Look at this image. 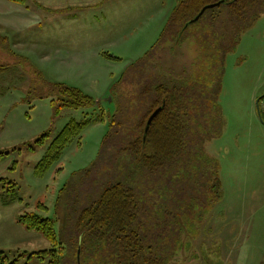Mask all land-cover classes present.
Returning <instances> with one entry per match:
<instances>
[{"label":"rangeland","instance_id":"obj_1","mask_svg":"<svg viewBox=\"0 0 264 264\" xmlns=\"http://www.w3.org/2000/svg\"><path fill=\"white\" fill-rule=\"evenodd\" d=\"M176 1L145 0L142 6L143 0H95L89 6V0H83L81 7L75 6L71 12L76 14V23L66 20L63 35L54 39L53 46L58 49L43 57L39 49L29 48L26 59L19 46L15 47L18 52L0 60L7 67L0 75V85L5 87L0 118H12L11 124L17 125H11L2 136L8 143L0 145L3 151L14 149L10 156L16 166L0 177L16 182L19 199L0 197L3 204H10L6 207L8 217L30 211L50 217L67 264H72L71 244L82 210L95 202L110 179L113 150L101 152V147L110 133L109 118L117 113L113 98L130 89L124 85L127 82L118 81L157 44ZM203 30L197 20L186 26L187 35L181 42L171 40L175 32L163 40L154 53L159 56L153 69L157 77H178L192 68L198 56L196 36ZM36 40L39 47L48 41ZM223 64L215 94L221 129L212 137L203 133L198 147L199 153L216 160L219 197L203 215L198 232L180 236L183 245L173 264H264V97L259 103L261 119L255 106L264 93V14L241 33ZM58 82L88 93L98 102L96 107L57 112L51 100L56 98ZM101 113L102 120L71 139L58 162L43 174L34 173L37 161L70 119L80 121ZM41 137L42 143L35 142ZM207 168L213 177L214 167ZM40 203L45 208L39 207ZM33 243L30 250L51 248L43 237ZM29 253L21 251L10 261L47 264V256L29 259Z\"/></svg>","mask_w":264,"mask_h":264},{"label":"trees","instance_id":"obj_2","mask_svg":"<svg viewBox=\"0 0 264 264\" xmlns=\"http://www.w3.org/2000/svg\"><path fill=\"white\" fill-rule=\"evenodd\" d=\"M10 1L26 4V0ZM215 2L219 4L206 8L197 19L204 30L196 36L198 56L192 68L178 77H157L153 69L159 56L154 53L163 40L175 32L171 40L181 42L187 35L186 26L197 20L190 21L202 7ZM263 14L264 0L175 2L157 44L132 63L118 81L127 82L124 85H130V89L113 98L117 113L109 118L110 133L101 147V152L113 150L110 179L95 202L79 216L71 244L72 264H173L183 245L180 236L198 232L203 215L219 197L216 160L199 153L198 147L203 133L212 137L221 129L215 94L219 92L216 85L220 83L224 58L241 33ZM6 68L0 64V74ZM55 88L56 98L51 103L57 112L96 107L98 103L76 86L58 82ZM160 106L144 137L149 115ZM102 118L103 113L80 121L70 119L37 161L34 173L46 172L60 160L71 139L79 138L89 124ZM35 142L42 143L43 137ZM12 150L0 151V159ZM207 166L214 167L213 177ZM0 187V196H7L9 201L19 199L13 180L0 177ZM38 206L45 208L41 203ZM17 222L51 244L50 249L31 252L28 258L47 256V264H67L50 217L30 211L19 214ZM10 259L0 251V264L16 262Z\"/></svg>","mask_w":264,"mask_h":264},{"label":"crops","instance_id":"obj_3","mask_svg":"<svg viewBox=\"0 0 264 264\" xmlns=\"http://www.w3.org/2000/svg\"><path fill=\"white\" fill-rule=\"evenodd\" d=\"M82 1L26 0V4H20L10 0H0V60L18 52L15 47L19 46L23 49L22 52L19 51L20 55L26 59H29L26 56L29 53V48L39 49L41 55H44L43 57H46L55 48L58 49V47L53 46L54 39L63 35L62 30L65 28L66 20L70 19L68 24L71 25L76 23V14H71V12L75 6L81 7ZM94 1L89 0L90 4L88 5L91 6ZM144 4L145 0H143L142 6ZM99 19L98 17L97 20ZM37 38L48 41L44 40L41 42L43 46L39 47L36 45L38 43ZM3 91H5V87L0 85V103L2 102L3 95L1 94ZM12 121L13 119H9L7 116L0 118V145L1 143H8L9 140L3 141L2 136L5 135L6 131L11 130V125L14 128L17 126L11 124ZM22 124L25 125V123ZM4 151H10V149ZM12 161L10 153L0 159V176L10 172ZM3 201L4 198L0 197V251L8 255L9 258L16 257L21 251L24 252L23 255L28 254L29 251L34 252L35 250H30L34 247L33 240L36 238V240L41 241L42 237L38 236L39 233L27 230L19 224L17 214L8 217L6 207H9L10 204H3ZM28 239L31 240L30 243L27 242ZM22 259L24 260V258Z\"/></svg>","mask_w":264,"mask_h":264},{"label":"water","instance_id":"obj_4","mask_svg":"<svg viewBox=\"0 0 264 264\" xmlns=\"http://www.w3.org/2000/svg\"><path fill=\"white\" fill-rule=\"evenodd\" d=\"M218 4H219V2L210 3V4L205 5L204 7H202V9L199 11V13H198V14H197V15H196V16H195L190 22L196 21V20L199 18V16L204 12V10H205L206 8L213 7V6L218 5ZM263 96H264V93H263L261 96H259V97L255 100L256 111H257V114H258V116L260 117V119H261V112H260L259 101H260V98L263 97ZM160 109H161V106L158 107V108H156V109H155V110L149 115V117H148V119H147V121H146L145 127H144V137H145V134H146L147 131H148V128H149V125H150L152 119L157 115V113L160 111ZM144 137H143V138H144Z\"/></svg>","mask_w":264,"mask_h":264}]
</instances>
